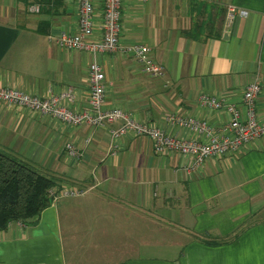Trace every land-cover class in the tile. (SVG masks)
<instances>
[{
    "label": "crops",
    "instance_id": "0c3cea01",
    "mask_svg": "<svg viewBox=\"0 0 264 264\" xmlns=\"http://www.w3.org/2000/svg\"><path fill=\"white\" fill-rule=\"evenodd\" d=\"M92 5L96 40L102 0ZM119 22L118 42L146 45L160 75L130 53L59 47V32L77 30V0H0V84L41 98L69 88L59 103L79 111L95 62L107 81L103 107L200 140L165 115L219 126L225 110L200 106L198 95L241 109L257 77L255 115L264 120V0H120ZM118 123L72 126L0 101V149L37 165L54 188L83 191L51 199L33 222H9L0 264H264V135L186 173L188 157L155 153L144 136L111 139ZM66 142L77 157L65 153Z\"/></svg>",
    "mask_w": 264,
    "mask_h": 264
},
{
    "label": "built area",
    "instance_id": "2783aa9c",
    "mask_svg": "<svg viewBox=\"0 0 264 264\" xmlns=\"http://www.w3.org/2000/svg\"><path fill=\"white\" fill-rule=\"evenodd\" d=\"M119 3L120 0H102L101 35L99 39L94 40L92 39L94 28L92 0H77V30L72 33L59 32L54 38L55 43L64 49L89 53H130L136 61L141 63L144 72L160 75L161 67L148 57L146 45L140 43L120 44L118 42ZM33 9L34 7H30V10ZM237 14L244 15L245 11L240 10ZM233 16V7H228L226 10L227 20ZM87 85V102L79 111H73L59 103V98H70L69 88L58 96L50 95L41 98L0 84V101L25 107L39 115L51 116L72 126L86 124L102 127L119 121L116 126L108 128L111 139L114 140L124 135L144 136L151 141L155 153L174 151L188 157L189 163L182 165V169L186 173L195 172L207 158L233 152L240 146L264 135V120H258L255 115V99L260 89L257 77L245 85L242 91L241 109L235 104L225 101L222 97L207 93L198 95L197 103L200 106L225 110L228 119L219 126H213L203 119L174 112L165 115L164 120L168 125L184 128L197 135L200 140L177 138L167 134L162 128L151 122L136 120L129 112L119 107H103L107 81L101 68L95 62L88 65ZM64 151L71 157L78 155L76 147L70 142L64 143ZM82 193V189L72 187L48 189V194L52 199L73 197Z\"/></svg>",
    "mask_w": 264,
    "mask_h": 264
},
{
    "label": "trees",
    "instance_id": "16d2710c",
    "mask_svg": "<svg viewBox=\"0 0 264 264\" xmlns=\"http://www.w3.org/2000/svg\"><path fill=\"white\" fill-rule=\"evenodd\" d=\"M56 180L0 149V230L9 222H33L51 201Z\"/></svg>",
    "mask_w": 264,
    "mask_h": 264
},
{
    "label": "rangeland",
    "instance_id": "374dc122",
    "mask_svg": "<svg viewBox=\"0 0 264 264\" xmlns=\"http://www.w3.org/2000/svg\"><path fill=\"white\" fill-rule=\"evenodd\" d=\"M35 169L41 171L37 165L31 164Z\"/></svg>",
    "mask_w": 264,
    "mask_h": 264
}]
</instances>
